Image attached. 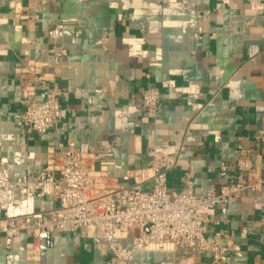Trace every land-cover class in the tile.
I'll use <instances>...</instances> for the list:
<instances>
[{"label":"crops","instance_id":"0c3cea01","mask_svg":"<svg viewBox=\"0 0 264 264\" xmlns=\"http://www.w3.org/2000/svg\"><path fill=\"white\" fill-rule=\"evenodd\" d=\"M59 22L64 28L53 40L49 29ZM148 83L162 95L155 113L142 105L141 87ZM55 85L65 132L38 134L23 112ZM260 129L264 0H0V168L11 171L14 188L57 158L62 140L71 150L84 143L94 151L111 148L114 164L90 162L96 181L112 188L137 184L152 146L181 147L169 186L181 190L189 173L195 191L205 193L232 176L233 168L227 177L220 174V163L234 164L243 149L255 150L264 169ZM58 203L54 195L26 199L16 192L9 212L38 214ZM206 216V234L229 247L223 264H264V188ZM117 231L132 246L136 231ZM112 258L91 228L41 240L22 231L10 247L0 234V264H105ZM132 264L213 263L208 251L178 258L170 249H146L135 252Z\"/></svg>","mask_w":264,"mask_h":264},{"label":"built area","instance_id":"2783aa9c","mask_svg":"<svg viewBox=\"0 0 264 264\" xmlns=\"http://www.w3.org/2000/svg\"><path fill=\"white\" fill-rule=\"evenodd\" d=\"M64 28L59 22L49 29V37L57 40ZM55 52V47L52 48ZM55 61L59 59L55 56ZM146 78L151 79L150 72ZM144 109L158 111L162 95L148 83L141 87ZM61 100L57 85L47 88L45 96L32 99L25 107L23 118L38 134L55 128L60 135L65 127L59 124ZM264 139V129L256 134ZM60 154L48 162L33 179L24 176L12 186L11 171L0 168V234L7 247L13 245L22 231H32L35 239H46L52 233L66 229L91 228L106 241L113 258L105 264H132L137 251L173 250L178 258L193 256L199 251L212 254L213 264H223L228 246L213 240L205 232L209 221L206 211L217 206L234 203L248 192L264 188V169L260 166V155L255 150H244L234 164L220 163V174L229 179L205 193L195 191V183L189 173L184 177L179 191L168 184V172L179 162L181 147L152 146L148 151V165L137 170V184L103 187L95 179L92 159L100 160L102 166L114 164L111 148L94 151L86 143L71 150L61 140ZM152 182L149 190L139 187ZM16 192L26 199L35 196L54 195L59 203L56 207L38 214L14 216L9 212ZM217 223V222H215ZM119 227L136 231L132 246H126L118 234Z\"/></svg>","mask_w":264,"mask_h":264}]
</instances>
